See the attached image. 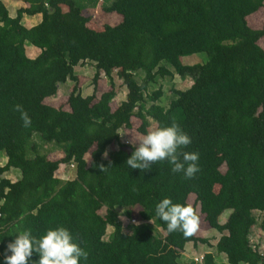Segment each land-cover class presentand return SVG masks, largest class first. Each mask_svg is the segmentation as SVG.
Listing matches in <instances>:
<instances>
[{"label":"trees","instance_id":"1","mask_svg":"<svg viewBox=\"0 0 264 264\" xmlns=\"http://www.w3.org/2000/svg\"><path fill=\"white\" fill-rule=\"evenodd\" d=\"M20 1L26 6L12 17L0 0V153L7 157L0 164V262L17 231L38 238L63 226L88 253L80 264H182L189 242L209 240L198 230L189 237L167 231L155 205L168 197L192 206L222 234L216 249L226 255L224 264H264L251 238L255 226L264 231V26L248 20L264 0H102L103 11L122 21L101 30L85 14L100 0ZM38 14L37 24H23L25 15ZM27 42L41 49L36 57L27 55ZM199 52L208 54L206 63H183ZM87 62L96 68L95 90L83 96L75 68ZM115 71L127 96L113 109ZM102 73L109 89L95 101ZM176 74L192 84L175 89L165 107L162 88L150 93L149 86ZM68 80L74 83L69 108L47 103ZM16 105L30 117L28 127ZM133 120L142 135L151 121L177 124L191 138L179 151L197 152L199 171L184 178L166 160L143 171L128 168L134 147L121 142L120 130L131 129ZM36 134L63 156L53 160L42 152ZM62 164L76 167L75 178L56 176ZM13 168L22 173L16 181L4 176ZM136 206L146 224L128 230L121 216L130 219ZM202 257L203 264H218L210 252ZM38 259L33 252L30 264Z\"/></svg>","mask_w":264,"mask_h":264},{"label":"rangeland","instance_id":"2","mask_svg":"<svg viewBox=\"0 0 264 264\" xmlns=\"http://www.w3.org/2000/svg\"><path fill=\"white\" fill-rule=\"evenodd\" d=\"M111 0H107V3H109ZM22 3H18L17 0H7L6 5L8 7L9 13L12 17H15L17 14V10L20 7ZM102 0L99 1L97 7L92 10V7H90V10H85V14L89 16L90 18V24L91 27H96V24L100 27H104L106 24H109L111 26H117L121 22L120 15H114L108 12H104L102 9ZM67 10L66 8H64ZM23 21V24L27 27H31L38 23L39 17L33 16V17H26ZM32 19V20H31ZM249 24L254 28H261L264 26V8H261L258 12L253 14L251 17L248 18ZM264 45V40L261 42ZM26 49H27V55L31 58L36 57L41 49L32 45L31 43H26ZM209 60V56L207 53L199 52L194 53L191 55H186L182 58V61L184 64L193 65V64H203L206 63ZM76 74L80 78V85H81V91L83 96H89L94 93V85H93V78L96 73V68L91 62H87L85 65H78L75 68ZM115 83H116V97L114 98L111 106L113 109L117 108L121 102H123L126 99L127 96V88L123 84V80L119 78L117 71L113 74ZM109 80L105 76V74L102 73L97 89H96V100H99L102 93L107 91L109 89ZM192 84V79L190 77L188 78H182L178 74H176L174 77H159L157 81L149 86V91L152 93L153 91L158 90L160 87L162 88V96L159 99V103L165 107H167L171 101L172 96L174 95V90H183L190 87ZM74 86V83L70 80H68L66 83L59 85V90L56 95L51 96L46 99V102L51 104L55 107H64V109H68L69 106L67 105V96L69 95L70 91L72 90ZM153 125L149 128V130H152L156 128L155 122L151 121ZM137 123L135 120L132 121L133 127L131 129H125L122 128L120 130L121 132V142L122 143H128V145H133L135 147L138 145V140L143 135L137 131ZM35 138L33 140H36L38 143L37 147H40L42 152H45L49 155L50 158H53V160L61 158L63 156V153L61 152V149H59L56 145L52 144H43V140L39 138V135H35ZM220 140V136H217L216 141L214 142L215 146L217 142ZM30 146V144H29ZM132 147V146H130ZM118 147L116 146L115 149ZM113 149L110 148L111 153ZM112 154V153H111ZM30 155H33V152H30ZM91 153L87 154V159L91 160ZM110 156V155H109ZM7 157L5 152L0 153V164L4 165L6 163ZM222 171L224 172L226 170V165L222 166ZM21 170L17 168L11 169V171L4 174V176L8 177L12 181H16L21 178ZM56 176L58 178L68 180L73 179L76 176V167H72L70 164H62L60 165L59 169L56 172ZM219 190V186H216V191ZM195 194H191L189 197V203L194 204L195 203ZM198 206V213H200V207ZM139 207H133L131 209L132 216L131 218H127L125 216H121V220L124 224L127 225L128 230H132L134 226H141L143 224H146L141 220L139 217ZM102 215L104 214L105 210H100ZM231 213V210H226L221 216L220 221L222 223L226 222L229 214ZM147 224L154 225L153 222H149ZM132 226V228H130ZM112 227H109L107 230L106 238L109 237V234L112 231ZM197 232L200 236L208 238L209 242L207 243H199L197 245H194L193 243L189 242L186 246V250L183 253L182 257L180 258V262L182 264H203V261H196V257H202L206 253H212L215 257V260L218 264H224L227 262V257L225 254H220L217 252L216 249V243L219 239V237L222 235L216 230L211 229L207 223H203L202 220H199ZM155 231H159L160 234L163 233L158 227H155ZM252 242L256 245H259V248L262 252H264V231L257 225L253 228L252 231Z\"/></svg>","mask_w":264,"mask_h":264},{"label":"clouds","instance_id":"3","mask_svg":"<svg viewBox=\"0 0 264 264\" xmlns=\"http://www.w3.org/2000/svg\"><path fill=\"white\" fill-rule=\"evenodd\" d=\"M15 110L21 113L24 127L31 123L30 117L19 105ZM138 140L131 155L126 159L128 168L146 170L158 161H167L173 173H182L192 178L199 171L197 152L179 150L191 143V138L175 123L148 130ZM104 168H102V171ZM155 215L166 224L169 233L179 231L185 237L192 236L199 219L192 206L174 203L171 198H162L155 205ZM15 238L6 245V252L0 264H30L33 252L39 259L31 264H80L87 260L88 253L74 241L69 230L63 226L49 228L39 236L28 230L17 231Z\"/></svg>","mask_w":264,"mask_h":264},{"label":"crops","instance_id":"4","mask_svg":"<svg viewBox=\"0 0 264 264\" xmlns=\"http://www.w3.org/2000/svg\"><path fill=\"white\" fill-rule=\"evenodd\" d=\"M2 1H4V3L6 4V1L7 0H2ZM18 1V3H22L21 5H20V7L21 6H26L25 5V3L24 2H22V1H20V0H17ZM88 10H90V8H88ZM92 10H94V8H92ZM111 14H114V15H119V14H117V13H114V12H112ZM36 16H38L39 17V21L41 20V18H42V16H41V14H38V15H36ZM26 17H29V16H27V15H25L24 17H23V19H22V22L25 20V19H27ZM119 17H121V15L119 16ZM32 20V19H31ZM38 21V22H39ZM121 21H122V17H121ZM37 24V23H36ZM94 28V27H93ZM96 29H98V30H101V29H103L102 27H100L99 25H97L96 24V27H95ZM51 159H53V158H51ZM7 161V160H6Z\"/></svg>","mask_w":264,"mask_h":264},{"label":"built area","instance_id":"5","mask_svg":"<svg viewBox=\"0 0 264 264\" xmlns=\"http://www.w3.org/2000/svg\"><path fill=\"white\" fill-rule=\"evenodd\" d=\"M72 167H74V165H71ZM196 261H203V257H196Z\"/></svg>","mask_w":264,"mask_h":264}]
</instances>
